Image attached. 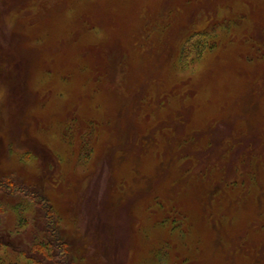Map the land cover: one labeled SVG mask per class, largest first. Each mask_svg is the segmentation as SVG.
Here are the masks:
<instances>
[{
    "label": "rangeland",
    "instance_id": "374dc122",
    "mask_svg": "<svg viewBox=\"0 0 264 264\" xmlns=\"http://www.w3.org/2000/svg\"><path fill=\"white\" fill-rule=\"evenodd\" d=\"M0 241L264 264V0H0Z\"/></svg>",
    "mask_w": 264,
    "mask_h": 264
},
{
    "label": "trees",
    "instance_id": "16d2710c",
    "mask_svg": "<svg viewBox=\"0 0 264 264\" xmlns=\"http://www.w3.org/2000/svg\"><path fill=\"white\" fill-rule=\"evenodd\" d=\"M16 191V189L14 190V192ZM26 196H28L29 198H30V194H28V193H26ZM43 201H45V200H43ZM43 201H40L39 202V204L41 205V204H43ZM48 210V209H47ZM48 211H50V210H48ZM49 225V224H48ZM46 226V227H49V229L47 230V235L50 237V238H53L54 236H55V233L56 232H54V229H53V231H52V228H51V226L49 225V226ZM45 227V228H46ZM58 239V238H57ZM48 240H43V241H41V242H39V243H34V245H33V247L31 246V248H30V251H35L36 253H41V254H43V257H47L48 258V256H50V253L52 252V250H51V252H50V248L49 247H52L51 246V244L50 243H48L47 242ZM2 247H8V248H6V249H8V251H12V252H14V251H16V249H13V248H11V247H9L8 245H7V243H5V242H3V241H0V248L1 249H3ZM0 249V250H1ZM55 249V248H54ZM47 252H49V253H47ZM11 253V252H10ZM14 253H16L15 255H17L18 257H25V258H28V260H29V262L31 263V264H35L36 263V261H34L33 259L34 258H32V257H27V255L25 254V253H23L22 251H17V252H14ZM46 253V254H45ZM56 253V252H55ZM3 255H6V253L5 252H3L2 253ZM12 254V253H11ZM48 254V255H47ZM10 256V255H9ZM8 256V257H9ZM53 256H54V254H53ZM8 257H7V259H8ZM31 258V259H30ZM37 262H38V264H41L40 262H42V261H40V260H38L37 259ZM0 264H4L3 263V261H0ZM8 264H11L10 262H8ZM12 264H18V262H15V263H12Z\"/></svg>",
    "mask_w": 264,
    "mask_h": 264
}]
</instances>
